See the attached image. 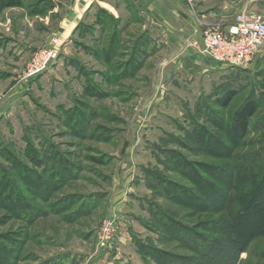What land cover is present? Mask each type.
<instances>
[{"label": "rangeland", "instance_id": "374dc122", "mask_svg": "<svg viewBox=\"0 0 264 264\" xmlns=\"http://www.w3.org/2000/svg\"><path fill=\"white\" fill-rule=\"evenodd\" d=\"M243 1L236 13H264V0ZM188 41L132 0H24L0 12V264H157L148 248L190 256L167 218L212 235L197 226L229 212L211 202L264 186V49L231 67ZM138 46L146 53L133 66ZM249 98L260 107L234 146L228 127ZM11 191L42 212L13 214ZM261 220L241 231L238 264H264Z\"/></svg>", "mask_w": 264, "mask_h": 264}, {"label": "trees", "instance_id": "16d2710c", "mask_svg": "<svg viewBox=\"0 0 264 264\" xmlns=\"http://www.w3.org/2000/svg\"><path fill=\"white\" fill-rule=\"evenodd\" d=\"M23 4L24 0H0V12L7 8L22 7ZM139 46L135 50V54L131 61L133 66L138 64L139 59L141 61V56L143 55L144 57L146 53L144 50H140ZM236 94V90H230L223 98L219 99L220 104L224 107L230 105ZM259 107L260 103L257 100L249 98L235 110L232 121L228 127L229 141L234 146L238 145L242 138L247 135L250 120L257 113ZM224 147L229 148V146ZM2 189L3 188L0 190V194L2 193ZM207 189L208 192L212 194L217 192L214 188ZM249 189V196H246L245 199H243L244 196L242 195H233L231 199L230 197H223L219 203L211 202V207L213 208L226 207L227 205V210L229 212V219L227 221L223 220V218L213 219L211 221L205 220L197 226V229L211 231L213 233L212 235L188 229L184 225L180 227L179 223L173 222L175 221L173 217L167 218L171 223L167 220V222L164 223V227L168 231L172 230L171 233L176 235V238L180 236L178 239L182 238L180 241L190 247V250L194 252L193 255H177L156 248H148L147 252H144L145 256H151L157 264H238L240 255L242 251L245 250V244L241 238V231H248L252 227H255L264 214V186H255ZM36 193H38L37 195L40 197H44L42 192ZM209 193L206 194V197L208 196L210 199L212 197V200H215L213 199L215 198L213 197L214 195L210 196ZM19 194L20 193L17 191H11L10 196H8L9 201L6 207L16 216L33 221L35 219L34 217L42 212V207L27 205L24 202V198L20 197ZM44 194L47 195L46 193ZM13 195L16 197H13ZM190 196L193 197L192 195ZM190 196L188 199H185V201L190 205L198 207V202H196L194 198L191 199ZM257 204H259V206ZM250 210H253V212L249 213ZM176 225L182 228L180 232H174L177 230ZM0 246V249H2L4 245ZM3 252L4 251L0 250V255L3 256ZM16 255L17 254H14L13 258H15ZM4 259L1 260L7 263Z\"/></svg>", "mask_w": 264, "mask_h": 264}, {"label": "built area", "instance_id": "2783aa9c", "mask_svg": "<svg viewBox=\"0 0 264 264\" xmlns=\"http://www.w3.org/2000/svg\"><path fill=\"white\" fill-rule=\"evenodd\" d=\"M263 49L264 13L244 9L237 12L230 23L209 26L203 30V53L222 66H248ZM58 55V51L53 52L51 62ZM48 58H36L30 73L46 68Z\"/></svg>", "mask_w": 264, "mask_h": 264}, {"label": "crops", "instance_id": "0c3cea01", "mask_svg": "<svg viewBox=\"0 0 264 264\" xmlns=\"http://www.w3.org/2000/svg\"><path fill=\"white\" fill-rule=\"evenodd\" d=\"M77 1L79 2V0ZM81 1L82 0H80V2ZM132 1L138 5L143 13L147 15V17L150 18L154 23L158 22L163 24L167 30L174 28V30L178 31L180 37L182 38L188 37L189 34L190 41H188V44L194 45L198 49L200 56H203V58H208L203 53V30L206 28L204 26L206 21H212L216 20V18H219L223 23L218 26H224L230 23L235 17H226V15H229L232 10L236 13V11H238L236 10L237 8L245 6L243 0H222L221 7L215 6V0H205V5L203 4V0H195L198 13L201 16H192L189 12L190 7H188L187 0ZM221 8L224 10V12ZM219 14L221 16H219ZM187 30H190V32L185 33Z\"/></svg>", "mask_w": 264, "mask_h": 264}]
</instances>
